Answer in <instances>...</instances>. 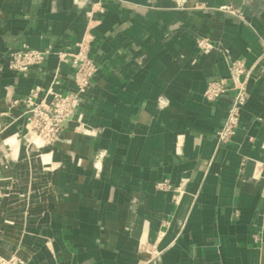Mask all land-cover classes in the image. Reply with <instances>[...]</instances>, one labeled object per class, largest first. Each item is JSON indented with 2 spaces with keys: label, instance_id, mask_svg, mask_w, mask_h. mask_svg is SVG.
<instances>
[{
  "label": "crops",
  "instance_id": "obj_1",
  "mask_svg": "<svg viewBox=\"0 0 264 264\" xmlns=\"http://www.w3.org/2000/svg\"><path fill=\"white\" fill-rule=\"evenodd\" d=\"M85 36L97 70L42 147L47 162L23 145L22 158L13 147L0 158V253L24 264H264V0H0L4 144L24 132L33 87L46 101L50 88L75 89L56 51ZM24 44L52 50L21 74L8 58ZM234 58L249 68L248 98L218 142L231 96L203 93Z\"/></svg>",
  "mask_w": 264,
  "mask_h": 264
},
{
  "label": "built area",
  "instance_id": "obj_2",
  "mask_svg": "<svg viewBox=\"0 0 264 264\" xmlns=\"http://www.w3.org/2000/svg\"><path fill=\"white\" fill-rule=\"evenodd\" d=\"M183 2L184 0H176ZM90 36L77 41L72 48L56 51L60 61L71 63L73 67L72 78L75 84L73 91L63 93L52 90L48 92L51 99L36 100L39 87H33L23 99L27 105L25 126L39 138L41 146L53 145L60 137L64 122L73 118L76 113L81 94L90 86L93 75L97 70L95 61L89 55ZM197 45L203 52L214 47L213 42L204 36L197 38ZM51 47L43 49L33 48L26 44L9 52L8 67L16 73H26L32 66L40 64L51 52ZM249 68L244 59L229 60L227 73L221 77L210 79L204 89V97L213 101L222 95L230 94L231 100L228 112L220 127L216 131L218 142L232 139L240 122V114L248 98L247 81ZM57 75L52 83H57ZM18 100L15 99L14 102ZM158 188H168L166 180L156 183ZM0 264H24V260L16 253L3 255L0 253Z\"/></svg>",
  "mask_w": 264,
  "mask_h": 264
},
{
  "label": "bare ground",
  "instance_id": "obj_3",
  "mask_svg": "<svg viewBox=\"0 0 264 264\" xmlns=\"http://www.w3.org/2000/svg\"><path fill=\"white\" fill-rule=\"evenodd\" d=\"M26 135H30V137L26 138V139H23L22 142H19L18 137L16 135H10V136L7 137V139H6L7 142L13 144V152H12V154L10 156L11 157H13V156L15 157L16 156L18 158L21 157V155H22L21 154L22 153L21 152V148H23V147H21V145H23L25 147V148H23L24 149L23 150L24 151L23 155H26V157H28V156H30L29 154H31L30 147L33 144H35V147L38 149L37 150L38 151L37 152V158L40 159L43 163H46L47 160H48V152L41 150L42 146H41L39 138L37 136H35L27 127H26ZM30 158H32V157H30ZM21 165H23V164H21Z\"/></svg>",
  "mask_w": 264,
  "mask_h": 264
},
{
  "label": "rangeland",
  "instance_id": "obj_4",
  "mask_svg": "<svg viewBox=\"0 0 264 264\" xmlns=\"http://www.w3.org/2000/svg\"><path fill=\"white\" fill-rule=\"evenodd\" d=\"M29 137H30V135H26V126H25V130L22 133L21 137H18V140H20L19 142H22L23 139H26V138H29ZM4 146H7V148H3ZM32 146L35 147V144H33ZM12 147H13V144L7 143V142L4 144V140L1 139L0 140V148H2V149L0 150V158L3 157L4 155H6L7 153H11L12 152ZM42 147H41V149H42Z\"/></svg>",
  "mask_w": 264,
  "mask_h": 264
}]
</instances>
